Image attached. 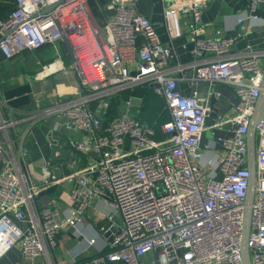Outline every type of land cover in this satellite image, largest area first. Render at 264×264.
Masks as SVG:
<instances>
[{"label":"built area","instance_id":"1","mask_svg":"<svg viewBox=\"0 0 264 264\" xmlns=\"http://www.w3.org/2000/svg\"><path fill=\"white\" fill-rule=\"evenodd\" d=\"M165 1L168 23L190 18L189 39L195 46L194 60L188 64L172 65L171 46L161 41L150 19L140 12L139 0H111L104 28L91 15L90 0H15L12 13L0 22V53L8 60L48 45L57 47L66 35L74 61L62 70L77 73L80 90L65 102L38 108L46 116L60 112L64 130L87 134L73 145L93 158L87 168L63 178L53 174V162L47 161L43 174L52 183L76 181L64 200L77 207H69L66 215L43 208L24 229L19 223L28 221L25 208L33 206L40 187L27 181L0 143V259L18 247L23 259L17 264L44 255L57 246L60 230L84 222L95 196L109 192L122 216L113 249L82 264H244L250 178L247 134L263 90L264 50L247 45L232 54L231 49L247 35L251 26L244 24L246 20H262L264 0H251L237 34L217 30L207 36L213 25L203 20L209 0ZM187 69L194 70L191 78ZM180 80L232 87L238 98L236 115L209 125V101L197 88L184 95ZM142 85H158L154 90L170 111L171 120L162 126L169 136L164 141L153 139V129L132 115L133 100L122 96ZM210 95L221 96L214 91ZM115 98L121 101L119 116L105 126L106 110ZM20 115L16 119L0 112V130L8 134L35 118ZM228 123L235 127L229 130ZM225 127L230 134L216 137L215 132ZM207 132L213 135V144L223 148L217 164L203 163ZM256 172L248 243L252 264H264V120L256 126Z\"/></svg>","mask_w":264,"mask_h":264},{"label":"crops","instance_id":"2","mask_svg":"<svg viewBox=\"0 0 264 264\" xmlns=\"http://www.w3.org/2000/svg\"><path fill=\"white\" fill-rule=\"evenodd\" d=\"M250 2L251 0H209L203 20L213 25L207 29L204 36L214 35L217 30H221L224 35L237 34L240 29L239 19L249 7ZM165 7V0H139L140 12L150 19L161 41L171 46L174 56L172 65L179 61L188 64L194 60L192 50L195 46V43L189 39L190 18L182 17L173 23H168L164 16ZM89 8L95 22L104 28L106 19L102 15H96L90 5ZM259 15L262 19L259 22L246 20L244 24L251 27L247 35L240 38L232 47V54L244 51L247 45H251L254 49L264 50V4ZM73 61V55L64 42L57 47L48 45L39 50L26 51L10 60L5 59L0 53L1 114L4 117L14 116L16 119L22 118L20 113L35 115L30 122H21L13 132L10 131L7 134L0 130V143L11 158L17 161L18 168L26 175L27 181H35L40 187V193L33 206L25 208L28 221L19 223L24 229L30 228L29 221L34 215L38 216L43 208H53L66 215L69 207L72 206H69L64 197L66 192H71L76 187V181L52 183V180L43 174L47 161L53 162V174L57 176L54 170H58L57 177L63 178L75 174L76 169L87 168L93 159L92 156L79 153L73 145L76 140L88 137L87 134L64 130L65 119L60 112L46 116L41 110L51 108L59 101L65 102L79 92L81 85L77 73L74 70L68 72L62 70L63 66L70 68ZM261 64L264 66V58ZM185 72L189 78L194 74L193 69H187ZM179 88L184 95H190L192 90L197 88L206 101H209L212 109L208 117L209 125L217 119L232 118L237 113L238 98L230 86L211 85L207 82L196 85L189 80H180ZM151 89L155 92L154 88L151 87ZM134 90H129V92L133 93ZM212 91L219 92L221 96L213 100L210 95ZM127 92H124L122 96L124 97ZM128 99L133 100L132 115L139 120V115L145 107L144 100L137 96L126 98ZM160 99L165 102L162 97ZM120 104L119 100V106ZM164 107L163 110L169 111L167 105ZM151 108L155 106L151 105ZM166 119L165 123L171 120L170 111ZM226 127L231 130L235 124L228 123ZM226 127L222 131H216V137L229 135L230 132L226 130ZM163 134L164 139L169 137L166 133L163 132ZM213 139L211 132H207L203 140V163L205 164L208 161L217 164L218 156L223 152L222 146L213 144ZM206 145L210 148H206ZM54 149L56 152H53ZM62 150L68 151L69 154L63 156ZM2 167L3 165L0 164V171ZM113 202L114 198L109 192L104 197L95 196L91 205L85 210V219L82 224L76 228L60 230L57 235L58 244L55 248H48L44 255L33 261H27L25 264H80L82 261L113 248L116 233L113 229L118 228L122 223L121 213ZM76 207L77 204L72 206L74 209ZM94 238L96 242L92 243L91 240ZM22 255L21 248H14L1 257L0 264H17L22 261Z\"/></svg>","mask_w":264,"mask_h":264},{"label":"trees","instance_id":"3","mask_svg":"<svg viewBox=\"0 0 264 264\" xmlns=\"http://www.w3.org/2000/svg\"><path fill=\"white\" fill-rule=\"evenodd\" d=\"M15 0H0V21L6 20L9 17V12L14 8ZM111 0H90L89 5L96 15H102L105 19L108 18L110 12L107 10V6ZM141 10V8H140ZM131 96L141 97L144 100V109H142L139 115V121L147 123L155 132L154 139L156 141H164L166 139L162 132V125L167 120V114L169 111L163 110L166 106L160 97L149 87L148 85L142 86L132 92L125 93V98ZM154 105L155 108H151ZM97 105H94L95 108ZM168 112V113H167ZM119 116V98H115L110 103L106 110V115L104 116V125L107 126L109 122L118 118ZM113 249V248H111ZM111 249L106 250L107 253ZM89 260V259H88ZM88 260L82 261L80 264L87 262Z\"/></svg>","mask_w":264,"mask_h":264},{"label":"water","instance_id":"4","mask_svg":"<svg viewBox=\"0 0 264 264\" xmlns=\"http://www.w3.org/2000/svg\"><path fill=\"white\" fill-rule=\"evenodd\" d=\"M13 10L10 11V14ZM63 42L66 44L68 49L71 51L70 43L65 34H63ZM159 86L156 85L154 88H158ZM215 100V96L212 97ZM264 120V83H263V90L261 92V96L257 102L255 107L251 124L249 127V131L247 134V141H248V170L250 173L249 178V188H248V195L246 200V210H245V221H244V233H243V241H242V255L244 264H252L251 255H250V246H249V236L251 232V212H252V205L255 200V196L257 194L256 188V180H257V172H256V126L261 121ZM56 152V149L53 150ZM69 154L68 151L62 150V155L67 156ZM55 174L58 176V170H54ZM115 232L117 228L113 229Z\"/></svg>","mask_w":264,"mask_h":264}]
</instances>
